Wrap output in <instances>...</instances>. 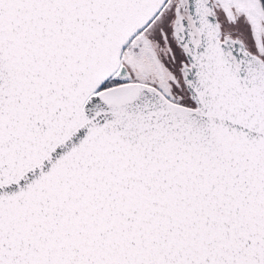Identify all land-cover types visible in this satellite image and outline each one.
Instances as JSON below:
<instances>
[{"label":"snow or ice","instance_id":"obj_1","mask_svg":"<svg viewBox=\"0 0 264 264\" xmlns=\"http://www.w3.org/2000/svg\"><path fill=\"white\" fill-rule=\"evenodd\" d=\"M0 264H264V0H0Z\"/></svg>","mask_w":264,"mask_h":264}]
</instances>
